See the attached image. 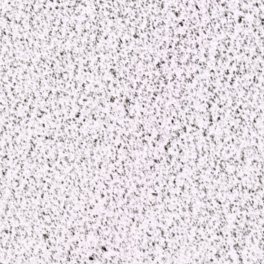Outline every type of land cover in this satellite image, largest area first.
I'll list each match as a JSON object with an SVG mask.
<instances>
[{
  "label": "snow or ice",
  "instance_id": "6c2138e0",
  "mask_svg": "<svg viewBox=\"0 0 264 264\" xmlns=\"http://www.w3.org/2000/svg\"><path fill=\"white\" fill-rule=\"evenodd\" d=\"M0 264H264V0H0Z\"/></svg>",
  "mask_w": 264,
  "mask_h": 264
}]
</instances>
